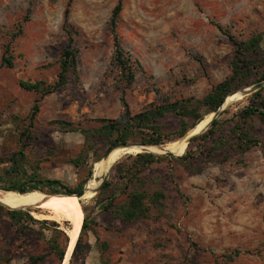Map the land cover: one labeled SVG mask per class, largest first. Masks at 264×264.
<instances>
[{
  "label": "rangeland",
  "instance_id": "obj_1",
  "mask_svg": "<svg viewBox=\"0 0 264 264\" xmlns=\"http://www.w3.org/2000/svg\"><path fill=\"white\" fill-rule=\"evenodd\" d=\"M69 1V24L79 32L73 42L79 50V79L71 76L66 88L41 98L24 90L20 81L53 84L57 80L58 61L70 43L63 28ZM118 2L0 0V157L24 154L29 173L36 171L45 179L60 180L71 189L84 182L86 187L92 180L101 182L106 172L98 163L108 153V143L98 120L117 119L124 111L117 88L118 71L112 63L110 28ZM122 2L117 34L124 49L145 69H137L134 85L125 92L133 114L152 103L203 98L232 74L236 47L218 25L229 29L238 41L262 34L264 51V0ZM7 44L11 45L14 68L1 66ZM256 81L253 78L252 85ZM249 97L238 95L224 105L217 137L228 138L231 120L251 104ZM36 100H40V113L30 128L29 115ZM58 120L91 129L94 136L68 131L55 123ZM251 122L260 143L245 154L233 153L221 162L231 151L222 149L212 161L201 154L204 145L196 142L192 150L197 158L190 165L194 171L202 166L201 172L193 173L178 160L162 161L147 170L145 188L166 193L162 216L154 210L148 219L126 223L115 211L103 209L98 194L79 199L90 230L68 264H104L106 260L110 264H264V122L259 118ZM161 123L167 132H174L179 117L169 114ZM180 140L156 147L172 149ZM139 152L128 150L117 163L128 164L129 156ZM114 166L108 181L118 193L116 203H121L131 189L124 188ZM4 192L0 189V194ZM40 192L56 195L47 189ZM24 210L37 220H48L36 216L42 209ZM58 223L66 234L72 228L69 221ZM46 228L32 225L21 229L3 216L0 264H65L66 257L61 260L52 251V229ZM234 250L243 254L228 261L224 256ZM42 255L46 259L32 263V257Z\"/></svg>",
  "mask_w": 264,
  "mask_h": 264
},
{
  "label": "trees",
  "instance_id": "obj_2",
  "mask_svg": "<svg viewBox=\"0 0 264 264\" xmlns=\"http://www.w3.org/2000/svg\"><path fill=\"white\" fill-rule=\"evenodd\" d=\"M72 1H69L64 12L63 28L70 36V43L66 46L58 61L60 71L57 80L53 84L47 83L45 80L31 82L30 80H21L20 86L28 91L34 92L44 98L60 89L67 87L70 77L75 76L79 79L78 74V54L79 50L73 45L74 35L78 31H74L69 24V16L71 13ZM123 9V2L119 0L112 12L110 20V28L113 35V55L112 63L118 71L117 88L121 90V104L124 111L117 119H99L102 123L99 131L106 138L108 143L107 152L119 145L127 142H134L140 146H160L166 143L179 140L186 136L188 132L197 124L206 120V117L213 112L218 111L229 98L230 94L243 87L251 86V80L257 78V83L264 81V51H263V35L258 34L248 40L238 41L232 35L229 29L218 25L220 31L225 34L236 47L235 56L232 59V74L226 77L222 82L213 87V89L200 99H187L176 102L168 100L162 103H152L142 111L133 114L129 104L126 101L125 92L131 88L136 80V71L140 69L144 71L142 63L138 59H134L127 52L121 38L117 34V26ZM11 45L7 44L5 54L2 58L1 66L14 68V57L10 54ZM251 104L241 109L235 114L230 122L229 135L226 138L222 135L217 137V132L222 126V121L216 118L211 127L203 134L194 137L188 147L187 153L181 157L170 158L165 155L155 153H138L135 156H129L128 164L119 162L114 166L116 176L122 181L124 188L129 190L127 198L116 203L118 193L116 189H112V181H108L98 194V203H103V209L106 211H115L117 217L126 222L133 223L142 219H148L152 216L154 210L164 215L166 193L162 189L149 191L145 188V173L152 166L166 160H178L185 164L187 169L193 173H199L203 167L200 166L194 171L190 163L196 159V153L192 150L193 144L199 142L204 145V149H200L201 154L210 157L209 160H215L217 154L222 149H230L221 162L226 161L235 154H245L260 143V139L254 134L255 126L251 121L259 118L264 122V88L255 92L249 97ZM40 100H36L31 113L29 115L30 128L34 126L35 120L40 113ZM169 114H175L179 117V128L174 132H167L161 119ZM208 115V116H206ZM206 116V117H205ZM68 131H80L88 138L93 135L91 129H82L76 127L72 122L55 121ZM213 144V146L211 145ZM106 152V153H107ZM14 155L12 158L0 157V189L5 191H15L26 194L34 191H44L47 189L51 194L75 195L83 191L86 182L78 185L76 188H69L60 180L45 179L38 172L29 173L26 164L23 163L24 154ZM99 157L96 161H100ZM109 194V195H108ZM104 197V198H103ZM7 215L11 218L14 225L21 229H29L32 225H40L48 229H52V235L49 244L53 252H55L61 260H64L67 253L69 237L65 230L60 227V223L50 220H37L30 211L25 210H8L0 205V219ZM90 230V220L86 214L82 226L80 238L75 248V252L82 243L83 236ZM75 254V253H74ZM243 254L240 250L224 256L228 261H234ZM46 259V255L40 257H32V263H37ZM104 264H110L106 260ZM174 264V263H164Z\"/></svg>",
  "mask_w": 264,
  "mask_h": 264
},
{
  "label": "bare ground",
  "instance_id": "obj_3",
  "mask_svg": "<svg viewBox=\"0 0 264 264\" xmlns=\"http://www.w3.org/2000/svg\"><path fill=\"white\" fill-rule=\"evenodd\" d=\"M238 95L240 94L230 95L227 101L225 102V106L229 105V103ZM209 116L210 117L208 119H206L202 123L197 124L193 129H191L182 140L179 139L180 141L176 142L173 145L172 149L158 148L154 146L117 147L111 152V154L107 158L102 159L98 163V166L104 173L106 172L107 174L111 171L114 164L117 163L127 153L128 150H140V152L150 151L155 154L173 152L177 155H183L188 147L189 139L192 136L201 133L207 128L211 119L213 118V113ZM99 184L100 181H90L87 185L86 195L83 198L95 195L96 189ZM64 195L65 194L45 195L40 191H34L26 194H21L15 191H7L0 194V201L8 207H18L15 209H25V207H35L42 209V212L36 214V216L43 219L54 220L57 222H71L72 228L67 230V234L70 238V248L66 256L65 264H68L71 258V253L75 248L77 239L81 234L85 214L81 206L80 200L76 195Z\"/></svg>",
  "mask_w": 264,
  "mask_h": 264
},
{
  "label": "water",
  "instance_id": "obj_4",
  "mask_svg": "<svg viewBox=\"0 0 264 264\" xmlns=\"http://www.w3.org/2000/svg\"><path fill=\"white\" fill-rule=\"evenodd\" d=\"M262 88H264V81H262V82H260V83H257V84H254V85H251V86H248V87L243 88V89H241V90H239V91L233 92V93H231L230 95L240 94L242 97H249V96H251L252 94H254L255 92L261 90ZM224 105H225V103H224ZM224 105H223L218 111H216V112L213 113V118L211 119L209 125L207 126V128H206L204 131H202V132L199 133V134H196V135L192 136V137L189 139V141H188V147H189V145H190V143H191V141H192V139H193L194 137H197V136H199L200 134H203L204 132H206V131L211 127L212 122H213L216 118L219 117V115H220V113H221V110H222V108L224 107ZM133 146H137V145L132 144V143L119 144V145H117V146L111 148V149L108 151V153H107L102 159L107 158V157L111 154V152H112L115 148H117V147H133ZM138 147H153V146H140V145H138ZM188 147H187V149H188ZM186 151H187V150H186ZM139 153H153V152L145 151V152H139ZM185 153H186V152H185ZM185 153H184V154H185ZM160 154L165 155V156H168V157H181V156L184 155V154H183V155H177V154H175V153H173V152H165V153H160ZM95 178H96V176H95V174H94V179H95ZM109 178H110V172H108V173L104 176V178L101 180L99 186H98L97 189H96V195L100 193V191L102 190V188H103V187L105 186V184L108 182ZM86 191H87V186L83 189V191H81L80 193L75 194V195H76L79 199H82V198L86 195ZM0 205L6 207L8 210H24V209H15V208L8 207L7 205L3 204L1 201H0ZM68 237H69V236H68ZM79 237H80V235H79ZM79 237H78V239H77V242H76L75 248H76V246H77V243H78ZM69 248H70V238H69L68 247H67V253H66V254H68V252H69ZM75 248L73 249L71 255L74 253ZM66 256H67V255H66Z\"/></svg>",
  "mask_w": 264,
  "mask_h": 264
}]
</instances>
